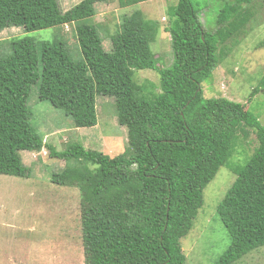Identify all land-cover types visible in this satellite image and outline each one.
I'll return each instance as SVG.
<instances>
[{"label": "trees", "instance_id": "16d2710c", "mask_svg": "<svg viewBox=\"0 0 264 264\" xmlns=\"http://www.w3.org/2000/svg\"><path fill=\"white\" fill-rule=\"evenodd\" d=\"M82 0L63 12L58 0H0V32H35L77 24L84 56L74 61L61 40L10 41L0 55V175L30 178L23 152L47 149L66 162L53 184L81 194L85 264H186L181 240L203 207L206 187L221 168L236 180L217 208L231 243L215 264H236L264 248V125L243 103L206 98L202 83L227 55L229 42L253 18L254 0L222 3L217 29L208 32L200 14L212 0H178L168 9L173 62L160 68L151 46L158 22L141 11L123 18L111 35L110 51L98 26L87 24L98 3ZM122 7L152 0H118ZM156 71L161 92L135 80ZM70 117L77 128L98 124L97 96L115 100L118 122L128 130V149L116 157L69 143L62 151L47 144L31 125L27 100L33 86ZM264 91V78L251 99ZM252 135L257 146L243 163L230 164Z\"/></svg>", "mask_w": 264, "mask_h": 264}, {"label": "rangeland", "instance_id": "374dc122", "mask_svg": "<svg viewBox=\"0 0 264 264\" xmlns=\"http://www.w3.org/2000/svg\"><path fill=\"white\" fill-rule=\"evenodd\" d=\"M81 1L58 0L63 12ZM177 3L178 0H152L122 7L118 0H107L97 4L96 16L87 24L98 26L103 45L110 51V37L120 29L123 18L141 11L146 19L160 25L151 49L160 68H167L174 59L167 11ZM221 6L218 0L208 1V8L201 12L200 19L208 32L216 31ZM251 7L253 18L236 36L238 43L227 44V55L212 78L202 83V89L206 98L223 97L245 104L264 125V91L249 102L251 93L264 78V0H254ZM76 27L73 24L35 32L8 28L0 32V55L11 52L12 39L28 37L36 43L58 39L65 42L74 61H83ZM135 80L150 91L161 92L156 71H137ZM27 106L31 125L57 151L64 150L69 143L110 157L128 149V130L118 122L114 98L97 96L98 124L92 128H77L63 111L48 101H40L38 85L32 87ZM256 146V137L252 135L248 143L237 149L230 164L243 163ZM22 158L31 170L30 178L0 175V264H85L80 191L52 182V175L64 170L66 162L51 158L47 149L23 152ZM235 180L236 175L223 167L204 190L203 207L191 232L181 240L186 264H215L229 248L231 240L217 208ZM236 264H264V248Z\"/></svg>", "mask_w": 264, "mask_h": 264}]
</instances>
